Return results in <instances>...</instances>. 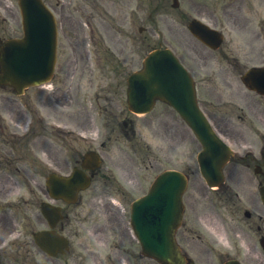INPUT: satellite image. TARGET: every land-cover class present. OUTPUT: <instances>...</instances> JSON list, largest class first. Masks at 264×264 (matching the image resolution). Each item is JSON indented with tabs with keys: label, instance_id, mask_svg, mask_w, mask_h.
Here are the masks:
<instances>
[{
	"label": "rangeland",
	"instance_id": "1",
	"mask_svg": "<svg viewBox=\"0 0 264 264\" xmlns=\"http://www.w3.org/2000/svg\"><path fill=\"white\" fill-rule=\"evenodd\" d=\"M4 1V16L9 18L8 22L12 25V27L15 26L14 23L18 24L19 22V13L18 8L16 4V0H3ZM133 8V7H132ZM144 14L141 12H138L133 15L136 26L129 27L127 30L132 34L134 38L137 39L136 44L128 45V49L131 50L132 54V62L134 63L136 61L141 60V58L145 55L147 50L149 49V45H158L160 42L163 44L170 43L174 44L175 40L181 39V41L184 43V45L187 48L193 49L194 46H196L195 40L189 35V33L186 31L184 25H180L179 19L175 16L174 12L167 14V15H153L151 18L145 14V20H142V16ZM139 25H144L146 27V31H143V35L151 34L153 33V36L150 37L151 42L149 41V44H141L140 40L142 38V34L138 31ZM155 25L158 27V31L155 30L153 32L149 31L147 27L155 28ZM164 39V40H161ZM138 44V45H137ZM137 45V46H136ZM135 66V65H134ZM105 76L112 75L113 72H104ZM124 74V72H123ZM121 78V79H120ZM119 78L121 85L118 87V90L115 91L113 88L112 90H108L107 87L112 84H114L112 77H100L99 79L96 78L94 80L93 87L87 84L86 81H84L83 85L81 84L80 90H79V101H74L72 104L71 111L75 112L71 116H69V119L66 121L67 123L64 126H61L60 128L63 131H73L72 135H56V132L49 133L48 131L45 132L47 135L46 139L48 140L50 146L47 147L46 145V153H38L40 155V159H43V163L46 165L45 167L43 164L38 163L36 160H34L35 165V179L36 181H39L42 183L44 174L48 173L49 170H58L61 172H69L71 169V164L74 161L76 154L81 149H86L87 147H93L99 150L103 157V163L101 170L103 173H109L111 176L115 177L116 180L108 181L110 184L114 183L115 181L122 183L126 188L128 187L130 189L131 186L126 185L129 183L132 184L133 189H130V194L127 197V200L130 201V199L138 196L139 194L143 193L146 190V187L151 182L154 175L160 171L165 165H168L169 168H180V165L183 164L187 160V153H184L182 151V148H180L181 145L186 144L187 142L192 140V137L186 130H183L182 124L180 121L177 123L175 120L177 119L175 115H173L174 120L172 118L167 119V122L164 120H160L162 116L161 108L157 109L155 112H153L150 116H148L151 126L144 125L146 122L142 118H137L132 115L134 120L136 121V137H132L131 139L126 138L124 133L119 129V127L114 126V128L111 130L109 126H105L104 120L102 119L103 109L104 107H107V110L109 112V115H111V109L103 98L109 97L112 98L114 103H116L119 106H124V89H125V83L122 76ZM97 84L100 85V89H104L101 91L98 86V93L99 95V102L96 103L95 101V91L97 89ZM29 93H26L25 95L19 97L16 99V103H21L23 105L24 102L27 101L28 96H32L35 93L36 98H39V93L41 90L39 88H32L29 90ZM4 96L11 97L8 92H5L3 94ZM12 98V97H11ZM5 100V99H3ZM14 103V102H13ZM115 104V105H116ZM19 108L16 104L10 105L7 107L11 114L15 116V118L19 119L20 117H16V112L18 110L15 108ZM38 107V106H37ZM117 110L116 113H118V108H112ZM90 111L94 114L93 117H97L96 122H93L90 117L89 119L85 117H81L80 111ZM164 110V109H163ZM166 110V109H165ZM164 110V111H165ZM168 111V110H166ZM157 116V119L153 118V116ZM6 116V115H5ZM29 117V118H28ZM26 117V120L23 122L25 125L31 119V117L28 115ZM13 119V118H12ZM5 120L10 125H13V119L9 117H5ZM178 120V119H177ZM97 122L99 124H97ZM158 122V124H157ZM79 123V124H78ZM154 123V124H153ZM21 125V124H19ZM14 126V125H13ZM23 126V125H22ZM22 127H20L19 131L21 132ZM155 130L156 132H154ZM35 134L39 135L41 130L40 127L35 128ZM44 133V132H43ZM98 133V135L96 134ZM83 135L85 138L82 139ZM163 137L167 142L165 144V147L173 148L174 146H179V155L176 158V160L172 157L167 158L168 160H164V157L161 156V154L157 151V144H162L160 141L161 139L156 137ZM97 138L96 140L93 138ZM137 139H144L148 140L154 146L152 148V151L149 153L148 151L142 150L139 147H136L137 145ZM160 139V140H159ZM162 139V141H163ZM171 143H170V142ZM37 146L45 149L43 146L46 142L37 140ZM170 144V145H169ZM174 145V146H173ZM180 152L182 156H180ZM29 160L33 161L32 158H28ZM67 166L61 167V165H64V162ZM24 162V160L20 161V164ZM179 162V163H178ZM171 163V164H167ZM40 164V165H39ZM13 165H18L17 160L15 159ZM11 166V164H9ZM62 169V170H61ZM191 169L196 171L195 164L191 165ZM6 171V170H5ZM21 180L25 178L28 180V174L18 175ZM197 176V175H196ZM13 177L16 179V176L13 175ZM134 177V180H132ZM132 178V179H131ZM106 179L98 177L96 181L94 182H103ZM132 180V181H131ZM5 180H3L4 182ZM35 187L33 183H31ZM16 186H11L16 189ZM111 187V185H110ZM14 188H9L8 190H2L3 193H9L11 191H14ZM23 190V189H21ZM101 189H99V184L93 183L90 187V189L86 192V195L83 197L85 198L82 211L86 212L88 209L91 208V205L89 203H94L95 198L99 199L98 192H100ZM102 191V190H101ZM90 198L92 199L90 201ZM89 200L87 202V200ZM126 208V206H124ZM202 211V210H201ZM204 212V211H203ZM126 218V215H124V219ZM207 219L208 223H210L212 226H214V222L211 223L212 218L205 217ZM89 221H94L92 218L89 219ZM216 224V223H215ZM86 226V224H85ZM89 226V224H88ZM215 227V226H214ZM84 240L94 241L95 237L91 236L87 233H84L83 236ZM148 263H151L148 261Z\"/></svg>",
	"mask_w": 264,
	"mask_h": 264
},
{
	"label": "water",
	"instance_id": "2",
	"mask_svg": "<svg viewBox=\"0 0 264 264\" xmlns=\"http://www.w3.org/2000/svg\"><path fill=\"white\" fill-rule=\"evenodd\" d=\"M30 2H33L30 1ZM165 54V53H163ZM168 59H166L167 61ZM171 60V59H170ZM170 62V61H168ZM153 63L156 68L158 69H163L164 67L161 65L159 58L156 56L153 59ZM171 63V69H170V78H172V70L175 68V65L173 62ZM182 77L180 74L176 77L173 78L175 82L180 80ZM133 83L137 87V93H142L145 94V97H147L146 94V87L145 85H142V80H137V78L133 79ZM157 89V85H154L153 90ZM153 93H156L154 91ZM140 96L137 94V99ZM176 106L180 110V112L187 118L191 126L194 128L196 131L197 135L202 139L204 146H205V155L207 157L214 156L216 152V146L218 145L217 142L215 141L214 136H211L210 130L206 126V124L203 122L202 118L194 112L193 109H191L187 102L181 97L177 103ZM208 164H210V158L206 160ZM169 174H174V175H169ZM184 188L183 184V178L182 175H179L174 172H169L166 175L160 176L157 181L155 182L153 189L150 191V193L145 196L141 202L137 203L134 205V218L135 221H138V216L140 215V210L138 206L145 200L149 199L153 201L154 199H157L158 201L161 202L160 208L162 209V212L164 214H167L168 218H171V212L175 211L177 209L178 201L180 199L182 190ZM70 191V189H67ZM178 212V211H177ZM142 238L144 239V245L150 250V251H158L159 248L162 246L161 242H151L148 238H146L144 235H142Z\"/></svg>",
	"mask_w": 264,
	"mask_h": 264
},
{
	"label": "flooded vegetation",
	"instance_id": "3",
	"mask_svg": "<svg viewBox=\"0 0 264 264\" xmlns=\"http://www.w3.org/2000/svg\"><path fill=\"white\" fill-rule=\"evenodd\" d=\"M235 65H237L236 62H235ZM1 240H2V239L0 238V242H1ZM64 264H66V260L64 261Z\"/></svg>",
	"mask_w": 264,
	"mask_h": 264
}]
</instances>
